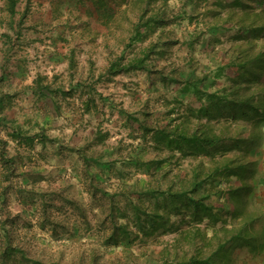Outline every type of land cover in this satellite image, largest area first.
I'll use <instances>...</instances> for the list:
<instances>
[{
    "label": "rangeland",
    "instance_id": "rangeland-1",
    "mask_svg": "<svg viewBox=\"0 0 264 264\" xmlns=\"http://www.w3.org/2000/svg\"><path fill=\"white\" fill-rule=\"evenodd\" d=\"M17 14L13 17L9 15L5 9L6 0H0V61L6 60L5 54H8V48L10 47L9 41H16L20 39L22 35L21 29L13 30L12 24H17L21 28L22 24L31 25L30 22L40 18L43 20L47 17L46 23L48 32L52 28L56 29L60 26H71L78 29L75 39H79V35H82L83 31L80 30V25L84 21H90L92 25H98L101 22L98 20L99 12L95 10H103L105 12L104 20L109 25L108 43L112 45V52L118 54L121 41L117 39L116 34H122V24H127L130 27L128 17L132 19L137 18L136 9L137 5H134L133 0H104V6H98L94 0H18ZM159 1L156 2V5ZM45 3V5H44ZM214 0H208L205 3L204 0H169V9L174 12H180L182 10H190L195 12L198 18H201L200 10H203L205 5H212ZM215 4V3H214ZM258 1L248 0L247 5L240 7L242 10L248 8H258ZM161 5V2L159 3ZM48 8L45 14H38V8ZM43 10V9H41ZM90 12H88V11ZM92 10V11H91ZM128 10L127 12H125ZM264 10V9H263ZM23 11L27 13L28 17L21 24V15ZM49 11V12H48ZM73 11V13H72ZM151 11V10H150ZM91 13V14H89ZM96 13V14H92ZM127 13V15H126ZM46 16V17H45ZM210 17V16H209ZM193 21L189 23V28L193 29ZM121 25V27H119ZM203 26V25H202ZM71 27V28H73ZM173 27V28H172ZM120 28V31H119ZM114 29V30H113ZM185 26L174 25L167 26V31H171V36L177 38V43H172L170 49L166 54L159 56L154 55L153 59L157 61L159 66H169V62L174 64H180L181 71L184 69L186 46L183 44V40L188 37V31ZM204 29V28H203ZM23 30V29H22ZM38 29L25 30V35L28 36V40L31 42L33 39L39 37ZM129 30V28H127ZM9 35V37H8ZM157 34H149V37L139 46H136L135 50H138L141 46H146L155 39ZM104 41V34H101ZM10 38V39H8ZM82 39V37H81ZM33 43V42H32ZM31 43V44H32ZM84 45V44H83ZM89 48V44H85ZM31 48V52H32ZM85 48L79 47L78 51H83ZM86 50V49H85ZM89 52L90 50L87 49ZM6 52V53H5ZM80 55V52H78ZM30 54V53H29ZM127 54H131V49L127 50ZM10 57V56H9ZM104 58L105 62H98L97 67L93 70L88 64L87 70L77 71V80H82L80 86L85 87L86 90L94 88L97 92L104 94V96L95 95L97 97L96 112L90 113L88 121H85L84 103L90 96L84 94L87 92L80 88V92L75 96L68 95L70 102H73L70 107L71 114H68V110L59 108L58 105L52 107L53 110H49L47 105L35 104V101H22V97L18 98L17 110H7L5 112L4 119H0V136L10 138L8 144V150L15 156L16 171L13 173L9 180H3L0 171V232L3 228L12 229V235L14 236V242L22 249L24 248V255L21 251H15L14 260L15 264H36L35 260H41L42 263L55 264H91L100 250L103 252V256L96 260L97 264H108L114 260L118 262L117 257L120 256L123 262H127V255H133L134 259H138L137 254L143 245H147L150 253H155L154 250L159 248L157 252L158 260L163 261V250L168 247V238L173 235L172 231L159 232L158 237L151 241L149 244H145L136 239L130 245H122L120 248H109L104 251L103 247L100 248L102 242L101 235L103 231L100 227V222L96 214L89 210V205L94 202L92 193L87 188V180L83 175V159L79 153L76 152L77 148L85 145L86 141L94 137L98 128L104 131H109L113 136L106 138L105 143L114 147L119 144L122 146L125 154L131 151V147L127 145L131 142L128 132V127L125 125L126 113L128 111L134 112L138 106L143 103V95H135L128 93H138L137 89L142 88L144 90L147 85L145 76L138 72H123L108 79L106 77L99 78V75L104 72L107 62L105 55L99 57ZM12 59V57H11ZM9 60V59H8ZM33 61L32 53L30 55V69L32 74L29 73L32 86L38 76H42L43 83L50 84L52 89H56L63 83H67L70 80L69 74H65L67 71L61 73L59 77L53 75H33ZM10 67V65H7ZM188 67V66H185ZM99 68V70H98ZM167 69V68H166ZM2 71V70H0ZM142 70H139V72ZM10 72L8 68L5 69V74ZM35 72V71H34ZM41 72V71H40ZM143 73V72H142ZM10 74V73H9ZM15 77L13 81H15ZM258 82L255 85L253 82L249 87L252 89L257 86L261 87ZM76 84V83H75ZM86 85V86H85ZM259 85V86H258ZM247 85H245L246 87ZM263 88V87H262ZM84 90V91H83ZM137 90V91H135ZM126 93L123 95V93ZM96 92V91H95ZM142 97V101L139 99ZM61 95H56V100L60 104L64 105V101ZM105 98V99H104ZM95 101V99H93ZM21 101V102H20ZM46 102V101H45ZM44 102V103H45ZM66 104V103H65ZM67 105V104H66ZM70 106V105H69ZM79 108V109H78ZM134 110V111H133ZM63 112V115H62ZM50 115L52 116L50 118ZM71 115V117H70ZM75 117L77 123L72 126L70 119ZM11 118H18L20 123L27 126H32V129L36 130L40 126L47 128L49 135L55 136L61 139V142L56 144L46 143L41 141H35L34 146L26 143H20L17 138H13L8 135V129L4 125L7 122L11 125ZM102 118V119H101ZM124 121L122 122V119ZM224 119V118H222ZM118 121V123H116ZM120 122L121 125H120ZM216 130H222L223 137L230 134L228 120L223 122L212 121ZM49 128V129H48ZM137 132V130H136ZM226 138V137H225ZM113 142V143H112ZM106 146V145H105ZM104 149L107 151L108 157L115 156L114 153L109 154L112 149ZM58 147L63 148V153H58ZM103 147V146H102ZM101 144H93L91 148L97 150L102 149ZM90 151V149H88ZM150 153L149 148L144 153L148 155ZM107 157V158H108ZM187 159V158H186ZM222 158H207V165L217 164ZM239 160V158H238ZM240 161V160H239ZM235 160V157L230 162H224L223 170L227 176L231 170L238 171L240 173H246L253 169L251 163L239 162ZM181 169L174 166L176 172H180L181 176L186 173L183 167H188L191 164L194 165L198 162L197 158H190L189 161L180 159ZM251 165L252 167H249ZM255 167V166H254ZM186 169V168H185ZM97 173V177L102 176ZM106 176L110 177L107 182L112 184V188H115L118 184L117 178L109 172ZM225 176H221L225 179ZM186 177V175H185ZM139 178L143 181L147 179V175L140 173ZM229 177L225 180V185L229 183ZM240 183L243 184V180L240 179ZM54 195L55 199L51 200L48 195ZM63 196L77 200L79 203L84 204L82 210L72 206L68 202L61 200ZM123 204L124 196L117 197ZM44 208H47L44 211ZM179 216V215H178ZM180 220V217H176ZM101 220V219H100ZM43 224L42 225H40ZM179 227H183L182 222H177ZM171 233V234H170ZM178 234V233H177ZM149 241V240H148ZM6 238L4 235L0 237V249L4 246ZM18 242H21L18 243ZM25 243V244H24ZM182 246V240H180V247ZM139 248V249H138ZM98 250V251H97ZM160 256V257H159ZM129 258V257H128ZM38 264V263H37Z\"/></svg>",
    "mask_w": 264,
    "mask_h": 264
},
{
    "label": "trees",
    "instance_id": "trees-1",
    "mask_svg": "<svg viewBox=\"0 0 264 264\" xmlns=\"http://www.w3.org/2000/svg\"><path fill=\"white\" fill-rule=\"evenodd\" d=\"M133 1L134 5H137V18L128 17L131 24L128 27L125 47L120 54H115L114 57L109 59L104 72L99 75V78L111 79L123 72L142 70L147 72L150 79H153V87L159 86V88H164L167 91H175L177 94L179 92H190L193 94L196 106L189 105L186 110L187 113H185L184 110L181 112V104L185 100L183 97L179 98L176 95L172 99L163 98L162 103L166 107L171 106L166 111V120L162 125L159 122L156 124L150 122L149 115L151 111L147 110L148 107L145 111H140L144 117L143 120H140V116L135 112L126 113L125 125L130 129L129 137L132 139L131 142L127 143L131 147L128 154H125L121 145L116 144L109 152V154L114 153L115 156L104 158L108 153L102 146L106 145L105 141L110 136V132L100 128L96 130L93 138L86 141L85 145L77 148L76 152L84 160L83 175L87 180V188L92 193L91 197L94 200L88 209L94 213L93 215L100 216L98 221L103 231L100 248L103 247L104 251L109 248L130 245L140 235L147 237L154 233L179 230L180 227L177 221L172 219V216L179 215L181 217L180 222H182L185 214H191L195 220L203 216L215 217L214 205L205 203L210 192L201 196L200 190L207 183L213 184L214 179L217 177L214 175L215 169H221V176H225L224 162H230L231 159L223 158L217 164H210L209 168L204 161L198 160L196 164H191L190 171L181 176V173L176 172L174 168L176 166L181 169L179 160L182 158H175L176 153L180 152L182 155L190 154L193 156L200 153L211 154L209 149L214 147L210 144L216 140L223 141L225 145L227 144V147H225L227 149L232 148L234 145L239 146V142L225 143L226 139L230 140L232 137L229 135L222 137L223 134L217 133L209 122L213 118L239 117L264 120V97L262 98L258 92H250L249 88L251 87L249 85L255 81V78H249L245 74V72H249L254 76L264 68V53H259L252 58L239 59L235 63L234 66L240 72L238 74L239 78H243L242 80L234 79L235 86L224 88L223 91L206 89L202 83L205 81L204 76H202L201 81L200 79L185 80L180 73V64L169 62V66H159L157 61L153 59L154 55L162 56L166 54L172 43L178 42L177 38L174 39L171 36L172 30L170 32L166 30L167 26L173 24L172 26L183 27L185 26L184 21L189 24L194 17H197L195 12L182 10L176 13L169 9L171 7V5L169 6V0ZM157 1L159 2L156 5ZM257 1L264 2V0ZM160 2L161 5H159ZM17 3L18 0H6L5 9L12 17L16 14ZM260 3L257 5L259 6ZM98 6H104V2L101 1ZM25 13L26 11L21 15L20 23H22ZM259 16L264 18L262 14ZM229 17H231V13L224 18L229 19ZM253 18L255 19V17ZM196 22V27L188 31V34H190L189 41L183 40L189 42L190 45L200 40L202 34L205 33V29L203 30L198 26V19H196ZM220 22L219 20L215 23L219 24ZM151 33L157 34L155 39L146 46L140 45L139 49L135 50L136 46L144 42ZM120 41L122 42L123 39ZM129 48L131 54H127ZM156 77L157 79H155ZM42 80V76L37 77L32 86L33 92L42 96L44 95L43 91H46L49 94L53 93L56 98L54 92L58 93V88L52 89L50 84L43 83ZM2 81L3 78L0 74V119H4L5 112L12 108L13 98H15V95L5 93L2 90ZM243 83L244 85H242ZM245 85L247 86L245 87ZM62 91V97L65 98L69 95L67 94L69 90ZM93 99L90 98V102L94 101ZM87 107V110H89V101ZM203 119L206 120L203 121ZM4 123L6 128L10 126L9 123L8 125L7 122ZM8 133L13 138H17L20 143L33 146L36 137L44 144L61 142L60 138L47 134L44 129L30 134L27 129L12 130L11 128ZM9 141L8 136L6 138L0 136V171L3 180H9L16 171L15 156L8 150ZM149 143H152L154 149H156V155L151 159H144L140 156V153L143 149H146ZM93 144H101L102 149L91 148ZM58 149V153H63L62 147H58ZM211 156L213 157L214 154H211ZM109 172L118 180L115 188H112V184L107 182L110 177L106 174L108 175ZM97 173L103 179L97 177ZM140 173L147 175V179L142 181L139 178ZM226 177L225 179H227ZM48 196L51 200L55 199L53 194ZM119 196H124L123 204L117 199ZM61 200L68 202L79 210L84 208V204L66 196H63ZM46 209L44 208V211ZM40 225L43 226L41 223ZM12 231V229L3 228L0 232V237L4 235L6 238L4 246L0 249V264H15V251H21L24 255L25 247L21 249V246L19 247L14 242L15 238ZM180 232L178 240L182 238V229H180ZM18 243L21 244V242ZM95 255L91 264H97L96 260L103 256V252L101 253L99 250ZM167 255L168 251L165 248L163 250L164 258H162L164 264H168ZM117 258L118 262L114 260V262L110 261L108 264H137L136 259L130 254L127 255V262H123L120 256ZM35 261L36 264H46L42 263L41 260ZM195 262L198 263L197 260ZM48 264L55 263L50 262Z\"/></svg>",
    "mask_w": 264,
    "mask_h": 264
},
{
    "label": "crops",
    "instance_id": "crops-1",
    "mask_svg": "<svg viewBox=\"0 0 264 264\" xmlns=\"http://www.w3.org/2000/svg\"><path fill=\"white\" fill-rule=\"evenodd\" d=\"M94 1L96 4H99L101 1L104 2V0ZM204 1L207 3L208 0ZM247 2L248 0H214L215 4L205 5L203 10L198 12L201 18L194 17L192 20L194 22L193 27H196V19H198V26L204 28L205 30H203L205 33H203L201 39L196 41L193 45L183 41L187 49L184 50L186 52L184 57L185 62L183 63L184 69L180 73L185 80L193 81L200 79L201 81L202 76H204L205 81L202 83L206 89L223 91L224 88L234 85V79H243L239 78L238 74L240 72H238L234 66L239 59L252 58L259 53H264V18H260L259 16L261 14L264 15V2H259V9L251 7L242 10L240 7L246 6ZM47 9L48 8L44 6L41 8L39 7L37 10L38 14L46 15L45 11ZM17 10L18 8H16V14ZM95 11L100 13L98 20L101 23L92 25L88 20L84 21L82 25L77 24L80 25V30L83 31L82 35H79L78 40L75 39V31L79 30L74 28L73 25H69L68 27L60 26L56 29L52 28V30L48 32V26L45 22L47 19L46 16L43 22H41L42 20L40 18L38 20L34 18V21L30 22L31 25L27 23L22 24L24 22L22 21V27L27 26L26 29L20 26L18 27L15 23L12 24L13 30L18 31L21 29L22 35H20V39L16 41H9L10 47L7 49L8 54L5 52L7 59L0 61V70H2L0 74L3 78L1 83L2 90L5 93L12 94L13 96L15 95V98H13V106L9 110H17L18 98L22 97L23 103L32 99L35 101L34 105H39L43 102L44 106L47 105L46 107H48L49 110H53L52 107L58 105L59 108L63 107L65 110H68V114H71L70 107H72L74 103L70 102V98L65 97V99H63V97L62 101L67 105L65 103L62 105L56 100L53 93L49 94L43 91L44 95L39 96V93L33 92L29 76V73L32 74V70H29L30 55L32 53L33 61L35 62L32 63L34 68L33 75H39L41 73L40 75L44 76L53 75L54 77H59L61 73L67 71L65 74H69L71 77L67 83H63L64 86L60 85L57 87L58 93L54 92L55 95H61L62 97V90H69L67 94L73 97L76 93L80 92V88L86 90L85 87L83 88V86H80L82 80H77V71L87 70L88 64L91 67L90 69L93 70L94 67H97L98 62H105L104 58L99 59V57H103V55H105L107 64L109 59L115 56V53L112 52V45L108 43L111 38L108 35V31L110 30L108 28L109 25L106 24L107 22H105L103 18L105 12H103V10ZM229 13H231V17L225 19L224 17L229 15ZM24 16H27L26 20L29 18L27 13H25ZM253 17H255V19ZM219 20L221 21L219 24L215 23ZM171 25L168 27H171ZM184 25L186 29L187 27L189 28V24L185 23V21ZM119 27H121V25H119ZM127 28V24H122V31L124 32L122 34H116L119 41L123 39L119 44L118 54H120L125 47L127 41ZM34 29H38L37 31L40 36L30 42L28 36L25 35V30L32 31ZM187 31H191V29H187ZM101 34H104V41ZM189 39L190 34H188V37L184 40L189 41ZM86 43L89 44V48L84 47ZM79 47L85 48L86 50L83 49V51H78ZM31 48H33L32 52ZM87 49L90 51L88 52ZM78 52H80V55ZM8 64L10 67L7 66ZM6 68L10 71L8 74L4 73ZM131 72L143 74L147 81L144 90L140 88L137 89L140 91L138 93H128L126 91L123 93V95L126 93L143 95V103L141 106H138L135 111L133 110L140 116V120L144 118L140 111L143 112L148 107L147 110L151 111L149 115L150 122L153 124L158 122L160 125L164 124L166 120V111L171 105L166 107L162 103L163 98L172 99L176 95H178L179 98L183 97L185 100L183 104H181V112L184 110L185 113H187L186 110L189 105L196 106L193 94L190 92H179L177 94L175 91H167L164 88H159V86L153 87V79L148 77L147 72H139V70ZM248 73L249 72H245V74L248 75L247 77H254L255 85L260 82L259 85L261 86L259 88H257V86L253 89L249 88L250 92H258L263 98L264 68L254 76ZM14 77L16 79L15 81H13ZM155 79H157V77ZM242 85H244V83ZM86 91V93L85 91L83 93L90 97L87 101L85 100V102H83L85 105L83 116L86 117L84 118L85 121H88L90 113L93 114L96 112L95 110L97 107L93 106L97 103V97H95V95L104 96V94L97 92L94 88H89V90ZM141 96L139 99L142 101ZM90 98H94L95 101L90 102ZM88 101L89 110H87ZM128 113L130 114L131 112L128 111L127 114ZM51 117L50 115V118ZM74 118L75 117H72L70 119V122L73 123V127L74 124L77 123V120ZM222 118L228 120V130H230V134L228 135L232 137L230 140L226 139L225 143L228 142L231 144L239 142V146L234 145L232 148L227 149L225 148L227 144L225 145L223 141L216 140L214 143L210 144V146L214 148L210 147L209 149L211 151L210 153L214 154L213 157L211 154L205 153L193 156L190 154L182 155L180 152H177L175 158H182L183 160L189 161L190 158L194 157L204 161L207 165V158L233 159L235 157L236 161L240 160L239 162L251 163L253 169L246 173L231 170L226 177H229L230 180L226 185L225 180L227 179H222L221 169H215L214 175L217 177L214 179L213 184H205L201 188L203 192L201 190L200 192L201 196L202 194L210 192L205 203L214 205L216 216H203L195 220L191 214H185L182 219L184 226L182 228L180 227L179 230H173V235L171 238H168V264H264V120H257V118L221 117L213 118L209 122L211 124L212 121L223 122L224 119ZM205 120L206 119H203V121ZM11 121L12 124L7 127L8 130L11 128L12 130L19 128L22 130L27 129L28 133L33 134L44 129V131L49 134L46 130L47 128H45L46 125L40 126L39 123V127L34 130L32 126L26 127L21 124L18 118H11ZM123 121L124 118L122 119V122ZM122 122H120V125ZM116 123H118V121H116ZM214 128L217 133L222 135V130H216V126ZM128 132L130 133L129 128ZM111 136L113 135L110 132L109 137ZM34 140L39 141L38 137ZM109 146L110 145L106 143L103 149H109ZM113 148L114 147L110 146V149ZM148 148L150 153L144 155ZM155 155L156 149H154L152 143H149L146 149H143L140 153V156L144 159H151ZM105 157H107V154L104 158ZM207 166L209 168L211 165ZM252 166L249 165V167ZM98 167L100 166L98 165ZM185 168L186 172L190 171L191 165ZM240 179L243 180V184L240 183ZM176 217L180 216H172V219L180 222ZM180 229H182L181 247L180 240H178L181 233ZM158 234L159 233H154L147 237L140 235L138 240L141 241V244L142 242L149 244L158 237ZM141 246L142 248H138L139 252L136 253L138 257V259H136L137 264H164L163 261H159L158 256H156L159 248L154 250L155 253H150L147 245L142 244ZM195 260H197L198 263L195 262Z\"/></svg>",
    "mask_w": 264,
    "mask_h": 264
}]
</instances>
